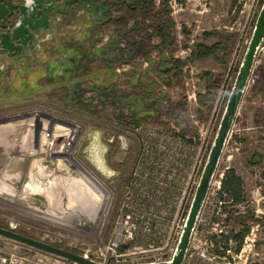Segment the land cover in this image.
I'll return each instance as SVG.
<instances>
[{
  "label": "rangeland",
  "instance_id": "1",
  "mask_svg": "<svg viewBox=\"0 0 264 264\" xmlns=\"http://www.w3.org/2000/svg\"><path fill=\"white\" fill-rule=\"evenodd\" d=\"M22 1L0 0V16L5 20L7 5L8 12L21 8L20 17L24 16L21 26L16 25L14 35L11 30H1L6 48L17 52L22 44L31 40L33 43L32 47L26 48L28 58L23 51L9 56L0 50V184L3 181L11 186V192L14 189L17 197L24 196L31 207L43 214L23 208L16 200L9 202L10 196L4 192L0 195V226L77 252L83 246L92 245V238H87L82 245L71 221H58L44 215L50 209L63 207L57 203V197L52 195L48 199L39 191H22L29 179L38 184L52 177L70 175L61 165L56 166L54 157L49 158L53 164L51 171L41 167V171L36 172L42 155H22L18 150L12 151L13 137L17 135L21 140L26 135L27 123L34 112L42 113L40 117L48 114L79 124L80 139L71 155L102 187L113 192L112 205L116 208L136 151V146L121 150L118 135L125 134L131 140L135 136L134 131L116 126L114 114L117 108L112 104L98 105L96 113L89 112L88 107L95 103L97 88L102 86L100 82L96 85L94 82L104 80L106 88L116 90L126 102H131L133 95L146 101L144 91L147 90V95L159 109L158 124L174 126L188 136L201 131L210 150L264 0H155V12L151 14L165 9L170 11L169 14L162 17L153 14L152 18L137 14L134 27V21L129 18L127 24L117 22V17L122 16L120 11L104 16L86 6L74 5L65 14L63 3L70 0H34L35 9L28 13L25 4L20 6ZM52 1L55 3L51 9L48 3ZM46 15L49 26L45 28ZM18 17L19 14H14L8 23L17 22ZM6 24L4 21V26ZM36 25L40 26L33 30L32 39V28ZM74 30L72 35L81 44L80 57H85V61L80 64L76 81L67 84L73 86L66 87L61 68L56 67L52 75L46 73L47 61L49 58L51 61L61 59L62 44H67L68 32ZM128 38L134 43L127 42ZM215 42L221 45L215 58L191 57L196 43L211 45ZM169 58L182 60L184 64L181 74L166 84L158 69L170 64L166 60ZM24 59L30 60L26 66L21 62ZM95 73L97 75H93ZM103 75L106 76L101 79ZM72 88L78 89L75 102L71 98ZM61 92L63 100L57 97ZM198 94L208 95L206 104L198 102ZM88 98H93L91 104L83 101ZM228 168L242 178L245 200L238 205L226 204L224 208L217 202L218 194L213 192L215 186L209 189L200 215L206 219L204 232L191 241L183 264H264V32L241 90L213 180H221ZM78 175L76 170L71 177ZM78 197L87 200L77 194L72 196V201L79 200ZM109 203L111 201L107 199L104 207L109 208ZM115 208H112V216ZM243 226L248 230L239 251H234L236 244L231 241V248L224 256L219 255L208 243L212 234L220 239L221 231H238ZM109 228L110 225L106 232ZM27 248L0 237L3 253L22 252ZM217 249H221L220 242Z\"/></svg>",
  "mask_w": 264,
  "mask_h": 264
},
{
  "label": "built area",
  "instance_id": "2",
  "mask_svg": "<svg viewBox=\"0 0 264 264\" xmlns=\"http://www.w3.org/2000/svg\"><path fill=\"white\" fill-rule=\"evenodd\" d=\"M58 120H47L43 126L42 121L34 118L27 123L26 134L31 133L29 143L32 147L43 148L41 158L45 157L49 161V158L54 157L56 166L64 167L71 177L76 173V163L79 164L72 157L71 150L78 146L81 126L68 119ZM134 136L135 139L131 140L125 134L118 135L121 150L127 151L130 146H136V151L116 208L112 205L113 192L109 193L103 187L105 201H111L109 208L104 207V201L95 217L79 218L74 224L82 245L87 238H92V245L83 246L75 253L96 264L170 262L209 154L207 141L201 131L195 136H188L180 134L174 126L139 125L134 129ZM13 138L15 142L20 141L17 135ZM96 149L95 146L94 152ZM220 182L214 181L212 177L209 189L215 186L213 192L217 194ZM203 204L189 245L204 232L206 219L200 218ZM112 208H115L113 216ZM0 264L81 263L27 248L22 252L0 251Z\"/></svg>",
  "mask_w": 264,
  "mask_h": 264
},
{
  "label": "trees",
  "instance_id": "3",
  "mask_svg": "<svg viewBox=\"0 0 264 264\" xmlns=\"http://www.w3.org/2000/svg\"><path fill=\"white\" fill-rule=\"evenodd\" d=\"M163 1V0H161ZM97 5V10L100 11L101 15L106 16L108 13L114 11L122 12L121 17H117V22L126 23V19H132L134 21L133 27L137 25L134 20L139 15L148 16L149 18L153 17L152 12H155L154 8L156 5L155 0H95ZM169 10L165 9L162 11H156L154 14L155 17H162V15L169 14ZM108 19V18H107ZM127 42L134 43V40L131 38L127 39ZM220 43L215 42L211 45H206L203 43H196L193 49L191 50V57L194 59H203L209 56L216 57V51L220 49ZM147 60L150 61L148 58ZM170 64L165 67H160L159 73L163 83L169 84L172 77L178 76L182 72V66L184 61L182 60H173L172 58L166 59ZM239 72V71H238ZM240 78L245 79L249 74V71H240ZM139 74L137 73L138 77ZM149 90V89H148ZM207 92L208 89H207ZM146 101L142 102L139 99L138 95H133L131 102L122 101L123 97L117 93L116 90H110L107 88H97V96L95 97V103L93 107H88L89 112L92 114L97 112V106L110 103L115 108H117L116 113L114 114V120L116 126L124 130L134 131V129L139 125H156L159 122L158 120V107L154 104V100L147 95V90L144 91ZM208 94V93H207ZM207 94H198V102L201 104H206L207 99H209ZM78 94H74L71 91V98L74 101V98H77ZM59 100H63V93H57ZM94 98V97H93ZM93 98L83 99L84 102H89ZM127 110V111H126ZM180 134H184L180 132ZM218 194V203L221 207L229 205H238L242 204L245 200L243 192V181L242 178L234 172L233 169L228 168L224 171L223 176L220 182V189L217 192ZM248 230L247 226H243L242 229L238 231L230 230L229 233L220 232V239H216L217 235L212 234L208 239V243L212 244L215 247L216 252L219 255L225 254L227 250L231 248V241L235 242L234 251H239L243 237ZM221 243V249H217V243ZM60 246V245H58Z\"/></svg>",
  "mask_w": 264,
  "mask_h": 264
},
{
  "label": "water",
  "instance_id": "4",
  "mask_svg": "<svg viewBox=\"0 0 264 264\" xmlns=\"http://www.w3.org/2000/svg\"><path fill=\"white\" fill-rule=\"evenodd\" d=\"M264 32V4L261 8L259 16L256 20L253 33L248 44L244 59L241 63L240 71H250L251 63L255 54V50L260 43ZM236 78V85L231 91L227 104L225 107L224 114L221 118L217 134L215 136L212 147L209 150L207 161L203 168L198 186L196 188L193 200L190 205L189 212L185 221V225L181 236L179 238L176 251L170 262L162 264H182L189 246L192 230L195 227L197 217L201 210L202 204L206 198L211 179L214 175V172L217 167L218 160L220 158L225 140L227 138L230 125L233 121V118L236 113L237 105L240 99L241 90L243 88L244 82L247 78H240V74ZM0 237L11 240L13 242L19 243L21 245L40 250L67 260H71L81 264H96L86 258H83L81 255L63 248L61 246L33 238L31 236L25 235L23 233L17 232L14 229L0 226Z\"/></svg>",
  "mask_w": 264,
  "mask_h": 264
},
{
  "label": "bare ground",
  "instance_id": "5",
  "mask_svg": "<svg viewBox=\"0 0 264 264\" xmlns=\"http://www.w3.org/2000/svg\"><path fill=\"white\" fill-rule=\"evenodd\" d=\"M37 113H40V112H36L35 114H33L32 117L29 119L30 122L33 121L35 118L36 121H39V120L42 121L43 126H45L47 120L59 121L56 117L52 115H48V114H44V116H41L39 118L37 117L38 115ZM30 130L32 131L33 128L30 127ZM28 135H31V133L29 132ZM35 135L37 136V132H35ZM29 138L30 136L27 137V134H26L25 136L22 137V139L19 142H14V148L12 149L11 147L12 151L18 150V152L22 155L29 154V153H31V155L35 153H41L43 151V148L42 147H36V148L32 147L29 143ZM67 157L71 159L70 155L69 156L67 155ZM39 162L41 165L40 167L36 166V172H40L42 168L47 169L48 171L49 170L51 171V167H52L51 163L47 161L45 157L40 158ZM76 168L79 174L77 178H73L70 176L66 178L52 177V179L46 180V182L44 183L39 182L38 184L36 182H33L34 179H32V181L31 179H29L28 182L25 183V185L23 186L22 191L24 193L39 191V192L45 193L48 199H50L52 195L53 196L55 195L57 197V203L60 206H62L63 204V207L60 208V210H52L48 208L50 210L48 212H45L46 214L44 215L48 214L49 216L55 217L58 221L60 220L61 221L63 220L66 222L71 221L72 224L74 225L79 220V218L81 219H83L84 217L93 218L96 216L97 212H99V210L104 204V201H105L104 191L105 190L102 187V185L99 182H97V180L87 170L81 167V165L76 163ZM11 188H12L11 186H9L8 184L2 181L0 184V195L6 192L10 196L8 200L9 202L16 200L19 203V205L22 206L23 208L43 214L41 210L39 211L38 209L31 207L25 201L24 196L17 197L14 189L12 192L10 191ZM77 194L81 195L82 197L87 198V200H83L82 198L78 197L79 200L72 201V196L77 195Z\"/></svg>",
  "mask_w": 264,
  "mask_h": 264
},
{
  "label": "flooded vegetation",
  "instance_id": "6",
  "mask_svg": "<svg viewBox=\"0 0 264 264\" xmlns=\"http://www.w3.org/2000/svg\"><path fill=\"white\" fill-rule=\"evenodd\" d=\"M14 2H17L18 3V0H13ZM56 2L59 1V0H55ZM55 1H52L50 3H48V5L51 7L52 9V6L53 4L55 3ZM62 1V0H61ZM34 3L35 1L34 0H23L22 3L20 4V6H22L23 4L26 5V9H27V12L30 13V11H34ZM66 7H64V11L65 14L68 13V11L70 10L71 7H73L74 5H81L82 6H86L87 9H90L92 12H99L100 11H96L97 10V5L95 3V0H70V1H64V3ZM7 9L9 10V6L7 5ZM50 9V11H51ZM7 10V18L6 20L3 18V16L1 15L0 16V50L5 52L7 55L9 56H12V55H16V54H19L20 52H22L24 55H26V58H28V54H26V48H30L32 47L33 43H32V40L28 42V44H22V48H20L17 52H12L10 51V49L6 48L7 46L3 43V40H2V32L1 30H5V31H8V30H11L13 35L16 33L14 32V29L16 28V25L21 26V24L24 22V16L20 17V11H21V8H17L16 10H13L10 12H8ZM19 14V17H18V21L15 22V23H8V20H12L10 17H12L14 14ZM98 13V14H99ZM101 15V14H99ZM20 18V19H19ZM46 24L45 26L43 27H48L49 26V16L46 15ZM4 21H7V24L6 26H4ZM69 24L65 25V27L67 28ZM40 25H36L32 28V39H33V30H35L37 27H39ZM17 27V28H18ZM70 29V28H69ZM76 32V30L74 31H70L68 32V35H67V44L64 43L62 44V48L64 49L63 52H61V59L57 60V61H51V59L49 58V60L47 61L48 63V66L49 68L46 70V73L49 74V75H52V73H54V70L56 67H59L61 68L62 70V75H63V84H66L65 86L66 87H72L73 85H67L68 82H75L76 81V76H77V73L79 72V70L81 69L80 67V64L81 62L85 61V57H80V55L82 54L81 53V48H80V43L77 42V40L75 41V38L73 37V33ZM18 40V38H16ZM74 43V44H73ZM23 66H26L28 65V63L30 62V60L28 59H24L23 61ZM85 72H88L87 70H84ZM114 74V73H113ZM93 75H97V73L93 74ZM106 75H103L101 77V79H103ZM100 79H97L96 82H94V84L97 82H100V84L102 85L100 88H106L105 86V82L104 80H100ZM108 83L110 82L107 81ZM95 84V85H96ZM80 89H84L82 87H79ZM75 95L78 94V89L76 88H72L71 90ZM36 112H34L33 114H35ZM37 117L40 118V113H37ZM30 136V135H29ZM27 137H28V134H27ZM27 155H31V153L27 154Z\"/></svg>",
  "mask_w": 264,
  "mask_h": 264
},
{
  "label": "crops",
  "instance_id": "7",
  "mask_svg": "<svg viewBox=\"0 0 264 264\" xmlns=\"http://www.w3.org/2000/svg\"><path fill=\"white\" fill-rule=\"evenodd\" d=\"M12 135L15 134V133H11ZM14 136V135H13Z\"/></svg>",
  "mask_w": 264,
  "mask_h": 264
}]
</instances>
